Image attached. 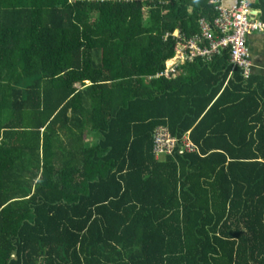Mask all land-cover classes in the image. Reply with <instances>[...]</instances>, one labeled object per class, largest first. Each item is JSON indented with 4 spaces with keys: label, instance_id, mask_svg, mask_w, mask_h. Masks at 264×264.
Listing matches in <instances>:
<instances>
[{
    "label": "trees",
    "instance_id": "16d2710c",
    "mask_svg": "<svg viewBox=\"0 0 264 264\" xmlns=\"http://www.w3.org/2000/svg\"><path fill=\"white\" fill-rule=\"evenodd\" d=\"M213 1L0 0V264H264V80L167 68Z\"/></svg>",
    "mask_w": 264,
    "mask_h": 264
},
{
    "label": "built area",
    "instance_id": "2783aa9c",
    "mask_svg": "<svg viewBox=\"0 0 264 264\" xmlns=\"http://www.w3.org/2000/svg\"><path fill=\"white\" fill-rule=\"evenodd\" d=\"M213 3L217 5L219 12L214 23L217 34L207 20H201L202 35H196L184 44L179 43L177 48L180 55L171 60L174 62L167 65V68L174 73L181 63V58L192 60L198 57L211 60L215 55L228 50L234 66L244 70L245 77H249L253 63L247 46L248 37L254 33L264 34V21L251 18L252 10L249 0H239L230 7L225 6L222 0H214ZM206 41H209V46H205ZM176 142L177 139L173 138L168 131H161L156 138V155L159 157L166 151H171Z\"/></svg>",
    "mask_w": 264,
    "mask_h": 264
},
{
    "label": "crops",
    "instance_id": "0c3cea01",
    "mask_svg": "<svg viewBox=\"0 0 264 264\" xmlns=\"http://www.w3.org/2000/svg\"><path fill=\"white\" fill-rule=\"evenodd\" d=\"M238 1L239 0H222V3L225 6L230 7L238 3ZM248 46L250 48L252 63L254 66V77L256 79L264 80V34L254 33L250 35L248 37ZM173 62L174 61L168 62V66Z\"/></svg>",
    "mask_w": 264,
    "mask_h": 264
}]
</instances>
